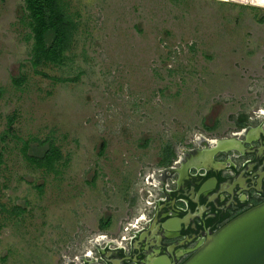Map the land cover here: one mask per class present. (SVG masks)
Masks as SVG:
<instances>
[{"label": "rangeland", "instance_id": "1", "mask_svg": "<svg viewBox=\"0 0 264 264\" xmlns=\"http://www.w3.org/2000/svg\"><path fill=\"white\" fill-rule=\"evenodd\" d=\"M69 1L80 15L69 58L44 67L50 75H79L62 83L34 73L24 0H0V203L7 207L0 264L98 257V247L121 241L133 230L126 226L151 211L162 171L264 121V6ZM20 73L28 78L18 88ZM11 115L14 131L5 134ZM32 136L52 138L69 157L59 174L24 159L21 147ZM167 144L175 152L168 167L159 165ZM15 206L27 210L15 216Z\"/></svg>", "mask_w": 264, "mask_h": 264}, {"label": "flooded vegetation", "instance_id": "2", "mask_svg": "<svg viewBox=\"0 0 264 264\" xmlns=\"http://www.w3.org/2000/svg\"><path fill=\"white\" fill-rule=\"evenodd\" d=\"M246 145L249 153L244 157L252 156L253 158H250L241 167L232 165V174L226 175L223 179V183H225V178L230 175L236 176L237 180L247 190L244 193L245 196L243 194L233 195V197H228L223 204H219L216 207L214 205L215 208H213L212 204L216 201L214 193L209 192L198 196L200 186L197 189H195V186L184 190L175 189L172 186L175 184L173 178L176 174L174 173L175 171L172 172L168 168V170L162 171L163 173L160 175L162 185L158 188L159 193L164 198H161V195L158 197L153 196L150 203L152 205L151 211L147 212L145 216L140 215L136 223L141 226L139 231L136 230V225H130L133 229L131 232L136 234L133 239L128 240V243H130L129 249L127 250L122 246H119L117 250H113L108 246L105 249L99 247L97 249L100 258L92 257V260H86L84 264H104L102 260L105 261L107 259L110 251H112L111 255L119 258V264H149L152 261L150 260L151 258L167 253L172 245L174 264L182 263L191 254L190 250L195 248L209 233L214 232L241 211L264 200V185L261 186V191L254 189L258 186V179L261 178V174L264 175V158L261 157V149L259 147L251 146L248 143ZM255 154H257L256 158ZM225 155L226 157L231 158V156H234L239 159L235 152H228ZM173 166L175 168L178 167V165ZM179 172L182 173L181 171ZM242 173L243 175H241ZM202 178L203 175L199 174L197 179L201 180ZM226 186H229V184ZM193 189L195 190L193 191ZM206 208L208 210L204 211ZM174 216H189V218L183 224L181 230L173 231L177 237L166 242L164 234L172 232L166 230L163 227V223ZM137 240L144 241V244L141 247H137ZM72 264L76 263L73 262Z\"/></svg>", "mask_w": 264, "mask_h": 264}, {"label": "water", "instance_id": "3", "mask_svg": "<svg viewBox=\"0 0 264 264\" xmlns=\"http://www.w3.org/2000/svg\"><path fill=\"white\" fill-rule=\"evenodd\" d=\"M250 2L254 5L264 6V0L255 3L253 0H238ZM264 116V113H261ZM244 128L241 132L235 133L233 137L216 139L210 142L209 147L200 150L203 157V164H196L198 170L210 171L214 157L221 153L235 152L238 158L244 157L247 153L246 143L251 142L249 138V129ZM240 136H243L241 138ZM198 151V149L194 150ZM257 154H255V158ZM177 164L182 165L180 169L171 166L169 169L174 171H185L191 165V162L182 160ZM218 166V165H216ZM243 175V173L241 174ZM257 176V174H255ZM251 179V178H250ZM224 186L229 184L233 188L238 187L239 194L245 196L247 191L237 180V177L230 175L225 178ZM218 183V178L213 176L200 183L198 196L209 193ZM264 185V175L258 179V186L254 189L261 191ZM222 187V186H221ZM222 191H227L223 189ZM221 191V192H222ZM230 197H233L235 190H228ZM244 198V197H243ZM233 199V198H232ZM236 203V202H235ZM187 217L174 216L163 223V227L172 233H165L166 242L174 240L177 236L173 231L182 229L183 224L188 220ZM138 241V240H137ZM160 243V242H159ZM160 246V245H157ZM173 245L167 253L151 258L149 264H174L172 257ZM172 248V249H171ZM191 254L180 264H264V200L241 211L233 218L225 222L214 232L209 233L195 248L190 250ZM110 251L108 254H111ZM118 264L119 260L111 261Z\"/></svg>", "mask_w": 264, "mask_h": 264}, {"label": "trees", "instance_id": "4", "mask_svg": "<svg viewBox=\"0 0 264 264\" xmlns=\"http://www.w3.org/2000/svg\"><path fill=\"white\" fill-rule=\"evenodd\" d=\"M23 18L29 26V30L25 35V40L30 44L29 61L34 73L50 78L54 82L68 83L78 80L77 77H63L50 75L44 70L47 66H63L69 56L68 53L73 47L75 36L79 28V13L71 10L69 0H24ZM27 75L20 73L13 78L16 87L21 88L27 81ZM16 120L15 115L8 117L7 130L5 134L14 131L13 123ZM241 127L246 125V121L239 123ZM207 130L209 127L204 123ZM5 139V137H4ZM36 141L37 144L32 145ZM147 140L146 142H148ZM106 142L102 146L105 149ZM5 148L0 147V175L6 164ZM163 158L159 165L170 166L175 152L171 144H167L164 148ZM24 159L33 167L43 170L45 173L59 174L61 168L69 163V157H65L62 149L52 138L40 139L32 136L24 141L21 147ZM42 186H40L42 190ZM39 187V186H38ZM2 207V209H1ZM1 210L7 211V207L0 203ZM27 209L21 206H15L11 211L12 215L20 216ZM111 223L109 217L103 226Z\"/></svg>", "mask_w": 264, "mask_h": 264}, {"label": "crops", "instance_id": "5", "mask_svg": "<svg viewBox=\"0 0 264 264\" xmlns=\"http://www.w3.org/2000/svg\"><path fill=\"white\" fill-rule=\"evenodd\" d=\"M249 138L246 139V142L248 141V139L251 140V142H248L249 145L251 146H255V147H259L261 149V157L264 158V121L261 122V124L259 123L256 126H250L249 128ZM247 146V145H246ZM200 150L203 149H198V151H191L189 154L186 155V157H182V161H186V162H191V165L189 166V168L185 171H183L182 173H180L179 171H175L174 173L176 174L173 178V182H175V184L172 186L175 189H189L191 187L195 189L198 188V186L200 185V182H202V180H206L209 177L212 176H216L218 178V183H216V186L211 189L210 192L214 193L215 195V203L212 204V207L215 208L217 205L219 204H223L228 197H230V193H228V190H232L236 193H234V195H239V192L241 191L238 187L233 188L232 186H224L223 183V179L226 175L228 174H232L231 171V166L232 165H237L238 167L243 166L245 163H247L250 158H253L252 156H248V157H243V158H235L234 156L230 157H226L225 153L223 155H217L214 157V160L212 161V169L210 171H206V170H198L196 167V164H203V157L201 156L202 154H200ZM197 162V163H196ZM218 165V166H216ZM178 169L181 168V165L178 164ZM173 174V173H172ZM201 174V176L203 175V178L200 180H198V175ZM194 177H196V179H194ZM177 184V185H176ZM222 186V187H221ZM193 189V191L195 190ZM223 189H226L227 191H222ZM222 191V192H221ZM161 198H164L163 195L161 194ZM215 205V207H214ZM208 210V208H206L204 211ZM142 216H145V213L142 214ZM183 217V216H181ZM140 218V216L134 221L135 224H133V226H135L137 229L136 230H140L141 226L140 224H136L138 219ZM130 229L129 224L126 226V229ZM135 230V232H136ZM136 234V233H135ZM135 234L130 232L129 235H124L121 238V241H116V243L114 245H111L113 241H107L104 245V247L102 246L101 248L105 249L106 246L110 247L113 250H117L119 249V246L125 247L127 250L129 249V244L128 240L133 239L135 237ZM141 241V240H140ZM137 241L136 245L137 247H141L144 244V241ZM99 249V247H98ZM112 254V253H111ZM109 255L107 257V259H105V261L102 260V262L104 264H112L111 261L113 260H119V258L117 256L114 255ZM94 257L96 259L100 258V254H98V257L95 256H91V258ZM92 260V259H91ZM86 261V260H85ZM119 264V262H117ZM84 264V263H83Z\"/></svg>", "mask_w": 264, "mask_h": 264}, {"label": "bare ground", "instance_id": "6", "mask_svg": "<svg viewBox=\"0 0 264 264\" xmlns=\"http://www.w3.org/2000/svg\"><path fill=\"white\" fill-rule=\"evenodd\" d=\"M254 2H257V3H259V2H261V0H253ZM183 162V161H182Z\"/></svg>", "mask_w": 264, "mask_h": 264}]
</instances>
